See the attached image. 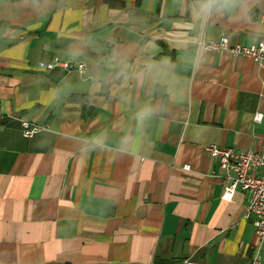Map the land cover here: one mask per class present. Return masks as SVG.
<instances>
[{
  "label": "crops",
  "instance_id": "0c3cea01",
  "mask_svg": "<svg viewBox=\"0 0 264 264\" xmlns=\"http://www.w3.org/2000/svg\"><path fill=\"white\" fill-rule=\"evenodd\" d=\"M193 3L0 0V264L248 263L249 194L221 198L205 147H264V67L197 41L264 39V0L207 24Z\"/></svg>",
  "mask_w": 264,
  "mask_h": 264
},
{
  "label": "built area",
  "instance_id": "2783aa9c",
  "mask_svg": "<svg viewBox=\"0 0 264 264\" xmlns=\"http://www.w3.org/2000/svg\"><path fill=\"white\" fill-rule=\"evenodd\" d=\"M197 45L208 51L227 50L234 56L251 58L259 66L264 67V39L250 45L231 43L227 35L217 40H198ZM47 68L60 67L65 70L84 72V63L52 60L46 64ZM261 118V113L254 115L255 120ZM24 136H31L34 132L43 129V126L20 120ZM207 153L216 157L224 168L223 190L221 198L230 200L236 190H243L249 194V201L245 206L244 217H253L256 243L251 246V253L247 264H264L261 256V246L264 244V171L254 175L251 170L262 168L264 170V147L260 151H245L235 147H219L214 144L205 147ZM184 169H189L185 164ZM180 264H201L190 259L183 260Z\"/></svg>",
  "mask_w": 264,
  "mask_h": 264
},
{
  "label": "clouds",
  "instance_id": "9594fccd",
  "mask_svg": "<svg viewBox=\"0 0 264 264\" xmlns=\"http://www.w3.org/2000/svg\"><path fill=\"white\" fill-rule=\"evenodd\" d=\"M253 0H194L193 11L201 24H207L214 17L227 15L233 19L249 20ZM151 106L137 113L138 119H144L153 113Z\"/></svg>",
  "mask_w": 264,
  "mask_h": 264
}]
</instances>
